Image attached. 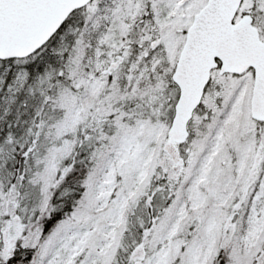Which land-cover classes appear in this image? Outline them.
Instances as JSON below:
<instances>
[{
  "label": "snow or ice",
  "instance_id": "1",
  "mask_svg": "<svg viewBox=\"0 0 264 264\" xmlns=\"http://www.w3.org/2000/svg\"><path fill=\"white\" fill-rule=\"evenodd\" d=\"M0 264H264V0H0Z\"/></svg>",
  "mask_w": 264,
  "mask_h": 264
}]
</instances>
